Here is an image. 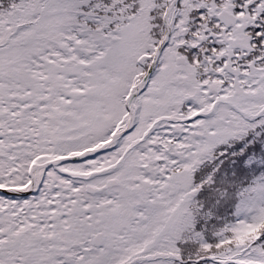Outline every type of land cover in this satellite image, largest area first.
I'll list each match as a JSON object with an SVG mask.
<instances>
[{
	"label": "snow or ice",
	"instance_id": "6c2138e0",
	"mask_svg": "<svg viewBox=\"0 0 264 264\" xmlns=\"http://www.w3.org/2000/svg\"><path fill=\"white\" fill-rule=\"evenodd\" d=\"M0 264H264V0H0Z\"/></svg>",
	"mask_w": 264,
	"mask_h": 264
}]
</instances>
